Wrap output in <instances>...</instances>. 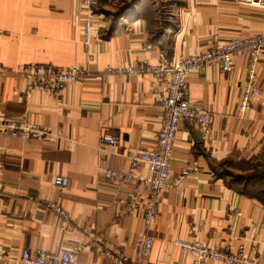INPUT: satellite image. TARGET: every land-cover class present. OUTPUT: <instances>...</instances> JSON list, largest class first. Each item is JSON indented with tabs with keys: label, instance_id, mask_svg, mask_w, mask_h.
Returning a JSON list of instances; mask_svg holds the SVG:
<instances>
[{
	"label": "crops",
	"instance_id": "0c3cea01",
	"mask_svg": "<svg viewBox=\"0 0 264 264\" xmlns=\"http://www.w3.org/2000/svg\"><path fill=\"white\" fill-rule=\"evenodd\" d=\"M88 16L80 0H0V63L10 71L0 74V119H29L46 131L31 139L0 135V250L8 252L0 264H24V250L53 253L64 246L79 248L75 264H109L98 253L102 245L133 257L147 202L141 179L151 175L150 166L138 167L132 182L103 170L128 171L135 153L156 151L163 117L156 97L166 93L167 82L105 69L142 59L157 63L159 52L168 61L197 55L215 34L225 42L264 29V9L236 0H113L95 7L85 45ZM28 63L80 65L88 74L59 98L33 90L26 99L16 68ZM246 65L236 57L230 72L212 64L191 77L188 97L211 109L214 132L203 138L187 122L179 128L172 186L160 195L148 264H194L173 243L177 238L232 252L243 247L264 259V204L223 174L224 166L264 156V50L256 71L262 93L244 116L238 107ZM106 133L115 145L102 141ZM184 169L191 174L182 175ZM56 175L68 177L66 189L53 186ZM47 202L65 208L67 221Z\"/></svg>",
	"mask_w": 264,
	"mask_h": 264
},
{
	"label": "built area",
	"instance_id": "2783aa9c",
	"mask_svg": "<svg viewBox=\"0 0 264 264\" xmlns=\"http://www.w3.org/2000/svg\"><path fill=\"white\" fill-rule=\"evenodd\" d=\"M113 0H80V8L88 13L85 21L84 43L91 41V20L95 7L101 2ZM238 3L264 9V0H236ZM209 49L197 55L179 57L168 61L164 52H159L158 62L152 63L148 59L136 61L130 65L114 66L105 69V73L114 75L149 74L155 82H167L164 95L156 97V104L162 109L163 117L161 128L156 136L157 148L155 152L140 151L131 157V166L128 171L104 169L103 172L118 181L132 182L137 179L136 169L142 164H148L151 175L141 179L145 189L147 202L142 210L144 229L137 235L135 253L133 257L123 249H111L100 246L99 255L110 260L109 264H148L147 259L154 246V237L151 234L153 223L159 218V199L165 188L172 186L170 169L176 136L183 122L195 127L203 138H208L214 132L211 121L212 111L208 106L196 105L190 101L188 90L191 77L203 71L205 67L217 64L225 71L234 69L235 58L247 59L246 76L242 82V95L239 102V112L247 115L256 98L261 96V89L256 81V71L260 62L261 52L264 50V29L247 38H229L222 42L218 34L209 41ZM18 76L26 85L24 97L27 99L33 90H40L53 98H59L63 91L73 82L85 77L88 73L84 66L73 65L67 68H58L48 63H28L16 68ZM10 71L0 63V74L8 75ZM46 131L29 119L3 120L0 119V135H8L17 139H31L42 137ZM102 141L115 145L117 139L112 134H104ZM191 171L184 169L182 175H189ZM53 186L66 189L69 185L68 177L56 175ZM32 199H36L31 196ZM56 215L68 219V212L57 203L47 202ZM94 241L102 243L99 236ZM173 243L183 252L189 253L194 264H205L213 261L218 264H264V259L252 257L245 253L243 247L232 252L228 248L209 246L199 239L177 238ZM255 249V248H254ZM79 253L78 247L64 246L58 252H47L37 249L33 253L24 250L22 262L24 264H75ZM8 256L7 251L0 250V258Z\"/></svg>",
	"mask_w": 264,
	"mask_h": 264
},
{
	"label": "rangeland",
	"instance_id": "374dc122",
	"mask_svg": "<svg viewBox=\"0 0 264 264\" xmlns=\"http://www.w3.org/2000/svg\"><path fill=\"white\" fill-rule=\"evenodd\" d=\"M255 162L224 166L223 174L239 190L245 189L249 194H258L264 191V156Z\"/></svg>",
	"mask_w": 264,
	"mask_h": 264
},
{
	"label": "trees",
	"instance_id": "16d2710c",
	"mask_svg": "<svg viewBox=\"0 0 264 264\" xmlns=\"http://www.w3.org/2000/svg\"><path fill=\"white\" fill-rule=\"evenodd\" d=\"M260 163H263V161L260 162ZM263 178H264V177H263ZM243 192L249 194V192H247V190H244ZM263 194H264V191H261V192L258 193V194H249V195H251V196L257 198L258 200H260V201L264 204V195H263Z\"/></svg>",
	"mask_w": 264,
	"mask_h": 264
}]
</instances>
